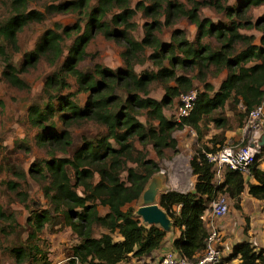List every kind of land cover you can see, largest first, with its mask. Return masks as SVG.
<instances>
[{
  "label": "trees",
  "instance_id": "obj_1",
  "mask_svg": "<svg viewBox=\"0 0 264 264\" xmlns=\"http://www.w3.org/2000/svg\"><path fill=\"white\" fill-rule=\"evenodd\" d=\"M14 13L0 23V60L2 62L1 77L11 86L26 89L27 84L18 75L17 69L10 60L7 47H15L17 32L29 22H39L43 13L34 9H23L29 0H9ZM137 0L134 7L128 6L129 0H96L88 12L86 23L81 34L74 38L68 50V57L62 70L72 74L83 85L87 93L85 104L79 106L66 97L58 98L56 107L49 101L43 106L31 105L28 107L27 118L31 125L41 126L49 121L55 113L58 114L63 126L69 122L79 120H94L106 127V138L90 140L76 149L71 158H51L46 161L49 184L42 186L43 194L48 196L49 203L54 210L60 212L63 223L76 234L79 242L71 247L70 257L66 264H116L127 258L128 254L135 257L146 256L160 247L165 232L155 225H145L133 215L130 206L144 190L148 179L155 172L156 164L134 149L129 138L136 136L138 139L148 138L155 154H161L164 147L171 146L170 132L179 124L197 125L202 115H207L221 109L224 103L231 100V108L235 114L236 126L243 124L244 118L253 107L259 104L264 87V9L252 22L248 17L240 24L239 21L230 20L232 14H242L251 6L264 5V0H236L235 6H222L217 0L199 2L189 0L190 7L182 9L176 0ZM89 0H64L50 3L45 6L49 12L77 11L88 6ZM200 4H206L215 11L219 10L228 18V24L212 23L209 19H200L197 9ZM181 5V6H180ZM143 12L149 21L143 24V36L137 42L127 37L128 28L134 27L131 21L135 10ZM115 10V11H114ZM162 14V22L158 15ZM244 14V13H243ZM183 15L196 26V35L193 42H188L183 37L176 40L173 46L160 44L153 31H158L162 25H171L174 17ZM245 15V14H244ZM75 28L78 24L75 23ZM239 27L260 32L258 44H254V36L239 33ZM73 28L61 26V33L50 29L42 31L31 51L23 53L21 69L34 65L41 57L51 56L56 58L61 53L60 43L63 36H67ZM81 27L78 28V31ZM173 30L171 42L176 39ZM95 32H100L104 38L112 40H125V45L119 52L123 60V67L112 70L101 64H94L93 71L77 69L76 62L82 59L84 47ZM213 37L217 46L212 47L201 43V38ZM240 42L242 48L236 50V43ZM239 44V45H241ZM152 47L154 50L148 59L155 64L156 70L144 71L137 75L133 64L127 55L137 48L144 52V48ZM172 47L182 55V59L170 57V65L178 61L182 66L193 65L196 68L215 66L226 70L225 78L220 82L212 95L196 93L193 107L188 115L180 118V123L168 120L163 109L172 103L173 98L188 92L191 87L178 92L181 82L190 85L189 80H184L176 75L171 68L161 65L157 58L163 57ZM232 52V53H230ZM172 54L173 50L169 49ZM230 53V54H229ZM156 60V62H154ZM247 65V62H251ZM218 69V71H219ZM172 80L174 86L163 85L164 94L159 99L148 96L151 83L161 80ZM112 83L125 89V97L121 100L117 94L104 93ZM58 84V90L64 87L62 75L51 73L45 78L44 87L50 88ZM129 89V90H128ZM50 95H48L49 97ZM116 102L112 106L113 102ZM135 110H144L149 120L156 121L155 127H149L143 133L144 125L133 116ZM217 127L228 125V117L220 114L212 117ZM179 123V124H178ZM69 133L63 129L59 133L52 131L39 135V141L65 139L68 143ZM110 137L117 147L108 141ZM221 141L218 142L220 144ZM217 144V143H216ZM212 145H215L212 144ZM218 147L197 149L189 161L192 175L196 177L192 190L178 192L169 190L158 195L157 205L165 212L171 221L172 227L178 230L177 238L170 240L171 247L180 255L190 258L203 247L206 229L202 225L200 216L216 193L225 192L233 198L234 207L239 209L238 197L244 187L243 177L234 170L226 169L222 181L218 185L212 182L211 164L207 162L203 152L214 151ZM133 152L135 155H133ZM102 154V155H101ZM126 161H132L135 167L125 169V180L119 178ZM264 161V145L254 155L249 165V177L252 183H245L247 193L251 197L264 201V170L258 164ZM96 162V163H95ZM95 163V164H94ZM38 170V168H37ZM96 173L99 180L91 182L92 174ZM32 170L29 169V174ZM73 180V182H72ZM72 182V183H71ZM80 186L82 195L77 194L74 187ZM97 205L107 210L99 215ZM178 210L174 211L173 208ZM32 218V217H31ZM46 215H33L30 222L31 228L40 231ZM92 225L104 228L107 232L94 237L91 234ZM116 233L119 239L115 241L111 234ZM29 234L25 241L18 247L12 248L15 259L18 261L30 259L33 263L35 252L39 253L37 246L28 244ZM263 249L255 251L248 240L244 239L230 247V252L225 258L230 261L238 256L235 264H264ZM41 264H48L44 256Z\"/></svg>",
  "mask_w": 264,
  "mask_h": 264
},
{
  "label": "rangeland",
  "instance_id": "obj_2",
  "mask_svg": "<svg viewBox=\"0 0 264 264\" xmlns=\"http://www.w3.org/2000/svg\"><path fill=\"white\" fill-rule=\"evenodd\" d=\"M62 1L64 0L27 1L23 9L38 10L43 13V17L39 22H29L24 25L16 34L15 47H7L11 62L19 69L18 75L27 84L26 89H18L9 85L2 79V62L0 60V264H41L43 262L42 256L45 257L48 264H66L71 254V247L77 244L79 239L76 237V234L63 223L62 215L60 212L54 210L53 204L49 203L48 196L43 194L42 186L49 184L46 161L51 158H71L76 149L90 142V140L105 139V134H107L106 127L94 120L72 121L69 122L67 126H63L60 119H58L59 113H55L49 121L41 126L31 125L28 121V107L31 105L41 107L46 101H49L56 107L58 98L67 97L68 100L75 104L83 106L87 97L83 85L79 83L75 76L62 70V66L68 57V50L72 41L81 34L84 27L83 25L87 20L88 12L95 4L96 0H89L88 6L81 9L79 14H77V11H46V5ZM136 1L137 0H129L128 6L133 8ZM176 1L182 5V9L184 10L189 9L191 5L189 0ZM196 1L206 2L208 0ZM217 1L222 6H225L226 3L229 4L232 0ZM144 2L147 4L148 1L144 0ZM262 11L259 8L246 9L243 12L245 15L243 13L237 15L232 14L230 20L234 22L237 20V22L239 21L241 24L246 17L255 18L259 16ZM14 12L9 0H0V23ZM221 13L222 12L219 10L214 11L206 4H200L197 9L199 20L207 17L206 19L209 18L216 21L222 17ZM157 17L158 20L162 22V14L160 13ZM173 19L174 22L172 25H162L158 31H153L152 34L156 37L158 43L173 46L176 40L182 37L191 40L194 36L195 27L189 24L190 22L185 16L180 15ZM131 21L134 23V27L128 28L126 34L128 39L138 42L143 36V24L149 21V18L146 17L141 10L136 9L135 13L132 15ZM228 22V18H226L223 24H228ZM75 23L78 24V28L81 27L79 31L78 28H75ZM218 23L219 22H217V24ZM61 26H68L73 29L69 30L67 36H63L60 43L61 53L59 56L56 58L51 56L41 57L34 65L21 69L23 53L33 49L42 31L50 29L61 33ZM239 28L241 29L240 33H249V30H243L245 27ZM173 30H177L174 36L176 39L171 42L170 36ZM254 33L257 35V32L254 31ZM215 40L216 39L213 37H204L201 38V43L215 47L217 46ZM239 44L241 43H236V50L242 48V44ZM124 45V39L115 41L104 38L100 32H95L86 43L82 59L76 62V67L81 71L90 72L93 71L94 64H101L112 70L118 69V67L122 68L123 60L119 56V52ZM133 49L134 50L127 55V59L133 64L134 72L137 75L142 74L144 71L156 70L155 64L152 63V60L148 59V55L157 49L150 46L144 48V52L139 51L137 48ZM169 49L173 50L172 54L169 53ZM169 49L161 59L159 57L157 59L160 60L163 67H172L171 69L176 75L182 76L184 80H189L190 85H187L184 81L181 82V86L178 87V92L191 87L189 90H195L196 93H205L209 96L217 90H215V88L224 78V73H226L224 68H221V70L219 67L215 66L196 68L190 64L182 66L178 61L172 66L170 65V57L177 58L178 60L183 57L179 51H174V48L170 47ZM154 62H156V60H154ZM251 63L252 61L247 62V65H251ZM54 72L62 75L64 87L58 90L59 85L54 84L50 88L45 89V78ZM163 85L174 86V83L172 80L166 79L155 81L149 86L148 96L159 100L164 94ZM103 92L117 94L121 100L126 95L125 89L122 86L113 84L112 89V83L109 89L103 90ZM48 95L50 96L48 97ZM179 96L173 98L172 103L163 109V114L168 120L180 123L181 120L176 116ZM231 102V100H228L224 103L223 108L217 109L210 114L202 115L195 126L187 125V122L182 125L178 123L179 125L170 132L171 146L164 147L161 150V154L158 156L151 147L148 138L138 139L136 136L129 138L135 150L142 153L145 159L151 160L156 164L155 172L147 181L148 183L152 178L159 181L160 185L156 193V203L158 195L162 192L169 190L188 192L192 190L196 177L192 175L190 171L189 161L192 159L197 149H202L203 146L213 148L214 146L221 147L222 145L237 148L244 146L250 139L251 131L249 129L243 128L241 124L236 126L235 114L230 111ZM115 103L114 101L112 106H114ZM220 114H224L228 117V125L231 126L230 128L227 127V124L217 127L210 121L212 117H216ZM133 116L144 125L143 133H146L149 127L153 128L156 126V121L147 119L144 110H135ZM63 129L69 133L67 145L64 143L65 139L60 141H53L50 139L44 140L43 142L39 141L40 134L52 131L59 133ZM262 131V133H264V128H262ZM108 140L113 147H117L116 143H114L110 137H108ZM219 141H221L220 144H218ZM214 143L215 145H212ZM133 155H135L134 152ZM261 163H264V161ZM135 165L136 164L132 161H126L124 163V168H122L119 174L120 180H125V169L129 167L134 168ZM260 167L263 168L264 165L260 164ZM29 169L32 170L31 174H29ZM224 172L225 169L218 170L222 178ZM247 176L248 175L242 176L243 180H245ZM98 180L99 177L94 172L91 182L96 183ZM212 182L214 185L217 183V179H214V176H212ZM74 188L77 194H83L80 186ZM220 193L227 197L228 205L230 206L229 212L222 219L223 221L219 220L220 230L223 233V246L225 247V244L231 246L230 243L239 242L243 239L242 236H248L247 231L249 229L248 224L250 218L248 215H244L240 209L234 207L233 198L229 197L225 192ZM259 202L257 206H252L250 203L248 204L251 208H255L256 212L252 215V221L254 222L259 221V218L256 216L261 214V216L264 217V201ZM140 205V196L130 203L133 209V215L141 220L140 216L136 214V210ZM260 205L263 206L260 207ZM173 210L177 211L178 208L174 207ZM97 211L99 215H103L106 212V208L97 205ZM39 214L46 215V219H44L40 231L36 232L34 230L33 234L30 222L28 223V221L33 218V215ZM231 215L239 216L236 220L237 223L234 227V232L223 231L221 223L226 219H232ZM155 226L160 228L158 224H155ZM106 232L104 228L92 225V236L99 237L100 234ZM164 232L165 237L161 246H167L171 239L177 238L178 236V230L173 228L172 224L170 228ZM31 233L32 235L28 238V244L37 246L40 252H35L34 256L39 259L38 261L34 260L33 263L30 262V259L18 261L14 258L10 250L18 247ZM111 237L115 241L118 239V234L112 233ZM251 242L255 246V251H258L259 248H261L259 245H264V235L257 233V237L255 239L253 238ZM169 250H172V248ZM156 253L159 254V252ZM160 254H162V251H160ZM262 255L264 256V249ZM157 257V255L152 256L153 260H156ZM237 262L238 256L231 259L228 264H235Z\"/></svg>",
  "mask_w": 264,
  "mask_h": 264
},
{
  "label": "built area",
  "instance_id": "obj_3",
  "mask_svg": "<svg viewBox=\"0 0 264 264\" xmlns=\"http://www.w3.org/2000/svg\"><path fill=\"white\" fill-rule=\"evenodd\" d=\"M195 97V90H189L186 93L180 94L179 105L176 110V116L179 119L188 115L193 107ZM242 126L251 131L250 139L244 146L236 148L222 145L214 151L203 152L205 159L211 164L214 179H217L215 186L222 181V175L218 173L220 169L234 170L242 176L249 175V165L254 155L259 151V147L256 143L250 146L249 142H257L263 134L264 87L259 104L249 110L244 118ZM229 209L230 206L228 205L227 197L220 192L216 193L215 196L206 203L205 209L200 216L202 225L207 233L203 240V247L190 258L180 255L174 249L163 252L156 260H153L150 255L148 256L146 264H228L230 261H226L225 258L229 254L231 246L229 248H227L226 245L225 247L223 246V233L220 230L219 220L223 219L229 212Z\"/></svg>",
  "mask_w": 264,
  "mask_h": 264
},
{
  "label": "crops",
  "instance_id": "obj_4",
  "mask_svg": "<svg viewBox=\"0 0 264 264\" xmlns=\"http://www.w3.org/2000/svg\"><path fill=\"white\" fill-rule=\"evenodd\" d=\"M235 4H236V0H232L231 2H229V4H227L226 3V5H229V6H235ZM210 7V6H209ZM210 8H212V7H210ZM251 8H259V9H261V11L264 9V5H258V6H251L249 9H251ZM213 9V8H212ZM214 10V9H213ZM215 11V10H214ZM221 15H222V17H220V19H218V20H216V21H213V20H211V19H209L212 23H217V22H219V23H225V16H224V14H222L221 13ZM258 17V16H257ZM257 17H255V18H252V17H249L251 20H252V22L257 18ZM205 18H207V17H205ZM227 21V20H226ZM191 26H193V27H195V33H194V36L192 37V39L191 40H188V39H186L188 42H193L194 41V38H195V35H196V26L193 24V23H189ZM172 25V24H171ZM162 27V26H161ZM240 30L241 29H238V31H239V33H240ZM243 30H249V33H246L247 35H253L254 36V40H253V43L254 44H258V37L260 36V32L259 31H257V30H255L254 28H251V29H243ZM254 31L255 32H257V35L254 33ZM256 35V36H255ZM119 57V56H118ZM120 59V58H119ZM119 68V67H118ZM224 78H225V73H224V76H223ZM223 78V79H224ZM222 79V80H223ZM221 80V81H222ZM220 84V83H219ZM219 86V85H218ZM218 86L215 88V90L218 88ZM214 90V89H213ZM260 164H262V165H264V163H260ZM260 164H258V168L259 169H261V170H264V167L263 168H261L260 167ZM222 178V177H221ZM244 181V188H243V190L241 191V193L239 194V197H238V205H239V209H240V211L241 212H243V214L244 215H248L249 216V229H248V231H247V235L248 236H242L243 237V239L242 240H244V239H246V240H248V242L251 244V246L254 248V250H255V246L252 244V240H253V238L255 239L256 237H257V233H261L262 235H264V217H262L261 216V214L260 215H258V216H256L257 218H259V221H256V222H254V221H252V218H253V214L256 212L255 211V208H251L250 206H248V204L250 203V204H252V206H257V205H259V201H261V200H258V199H255V198H253V197H251L250 195H248V193H247V186H246V184L245 183H247V182H250V183H252L253 182V180L251 179V177H249V175L245 178V180H243ZM233 201H235L234 199H233ZM253 201H255V202H253ZM263 205H260V207H262ZM107 210V209H106ZM231 217H232V219H226L223 223H221V227H222V229H223V231H230V232H234V227L236 226V223H237V218H239V216H234V215H231ZM223 221V220H222ZM263 228V229H262ZM253 237V238H252ZM118 239H119V236H118ZM235 243H237V242H232V243H230L231 245L232 244H235ZM226 245V244H225ZM227 246V245H226ZM230 247V245L229 246H227V248H229ZM259 247H261V248H263L264 249V245L263 244H261V245H259ZM172 247H171V244L168 242V245L167 246H165V245H160V247L159 248H157V249H155V250H153L152 252H150L148 255H144V256H141V257H135V256H132L131 254H128V256H127V258H125L124 260H121V261H119V262H117L116 264H146L147 262V260H148V256H154V255H157V256H160V251H162V253L163 252H166V251H168L169 249H171ZM261 248H259V249H261ZM173 249V248H172ZM156 252H159V254H157ZM138 260V261H137ZM78 264V263H77Z\"/></svg>",
  "mask_w": 264,
  "mask_h": 264
},
{
  "label": "water",
  "instance_id": "obj_5",
  "mask_svg": "<svg viewBox=\"0 0 264 264\" xmlns=\"http://www.w3.org/2000/svg\"><path fill=\"white\" fill-rule=\"evenodd\" d=\"M261 147L264 145V133L257 142L250 141L249 145ZM159 181L152 178L140 194L141 205L137 208L136 214L140 216L141 221L148 225L158 224L162 230L170 228L171 223L165 212L156 203V193L159 187Z\"/></svg>",
  "mask_w": 264,
  "mask_h": 264
}]
</instances>
